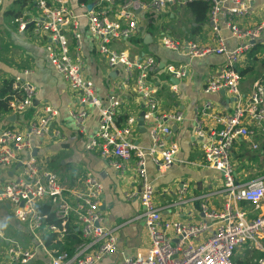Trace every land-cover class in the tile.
Returning <instances> with one entry per match:
<instances>
[{"label": "built area", "instance_id": "obj_1", "mask_svg": "<svg viewBox=\"0 0 264 264\" xmlns=\"http://www.w3.org/2000/svg\"><path fill=\"white\" fill-rule=\"evenodd\" d=\"M202 1L211 4L209 22L216 33L217 43L202 46L163 35L161 44L191 60L212 54L226 59L227 65L210 76L203 90L206 95L223 91L237 99L232 113L219 116L222 128L202 146L206 164L223 173L224 177L226 204L223 211H208L207 204H202L203 213L212 222L163 217L155 185L148 176L147 164L150 160L159 174L167 172L174 165L180 146L171 139L173 130L169 123L182 122L184 115L180 111L157 114L155 86L150 79L158 65L155 58L133 55L129 49L113 48L114 43L128 40L137 32L139 21L135 9L165 12L177 0H125L119 2L116 9H113L116 0H97L102 7H94L84 13L99 55L111 69L121 73L116 88H131L145 105L144 121L151 122L152 144L149 148L139 146L132 139L137 127L136 116H129L124 122L118 123L122 100L117 89L110 91L106 99L102 100L95 83L87 76L86 64L81 56L80 15L66 0H33L37 15L14 20L18 32L23 33L32 26L36 35L49 39L47 58L68 83L81 106L70 110L78 134L87 133L89 111L97 110L98 127L88 137L86 150L108 161L118 172L123 173L130 162L134 163L139 188L126 191L125 198L127 201H138L140 213L136 219L145 223L149 246L138 249L133 256L118 264H235L234 256L240 247L247 242L257 244L264 239V178L237 185L231 163V150L238 138H253V125L264 131V73L253 84L249 97L240 100L241 75L236 69L256 41L264 35V24L245 28L238 22L251 13L253 0ZM2 4L3 0H0V11ZM220 23L235 38L237 46L234 49L227 48L220 34ZM69 35L75 42V56L72 54ZM170 72L176 77L185 75V70L170 68ZM31 73L29 68H25L14 77L8 114L21 115L34 106L38 89L29 80ZM38 115L31 120L27 132L22 133L17 128L4 127V114H0V168L18 164L21 168L19 174L0 187V208L7 202L16 219L26 226L34 242L31 249H26L16 240L5 238L7 246L1 248L0 255L9 259L4 264H28L35 260L40 250L47 255L50 264H104L106 256L119 250L116 235L119 227L106 226L101 209L104 185L93 173L87 172L80 178L78 185L69 186L66 180H62L58 173L47 166L44 159L33 155L32 139H44L50 135L52 122L58 112L50 105H43ZM194 124L195 136L204 138L206 132L203 121L197 117ZM53 137H60L58 130ZM187 190L188 184L181 183L177 193L180 201L178 205L182 207ZM242 201L252 204L255 217L249 218L246 211L233 208L235 202ZM44 204L51 207L59 225H44L46 216L40 211ZM70 228L80 239L73 252H60L47 246V236L53 238L54 244L64 243ZM258 264H264V257Z\"/></svg>", "mask_w": 264, "mask_h": 264}, {"label": "crops", "instance_id": "obj_2", "mask_svg": "<svg viewBox=\"0 0 264 264\" xmlns=\"http://www.w3.org/2000/svg\"><path fill=\"white\" fill-rule=\"evenodd\" d=\"M66 1L80 15L81 56L86 64L87 76L95 83L100 98L105 100L106 95L115 90L117 83L120 82L121 73L111 69L98 53L96 40L91 36L87 19L84 17L86 10H89L88 6L79 5L77 0ZM116 1L113 9L121 3L120 0ZM185 1L187 0H177V3L170 4L165 12L135 9L139 21L137 32L128 40L114 43L113 48L129 49L133 55L155 58L158 65L151 73L150 79L155 86L157 114L180 111L184 115L182 122L169 123L173 130L171 139L180 146L174 165L167 172L159 174L150 160L147 164L148 176L155 185L157 202L162 209L163 217L192 222L208 220L212 222L213 220L208 219L203 213L202 204H207L208 211H223L226 204L223 193L224 177L221 172L206 164L202 146L222 128L218 121L219 116L232 113L237 99L223 92L206 95L203 91L210 76L217 74L227 65L223 56L212 54L191 60L165 49L161 44L163 35L202 46L217 43L216 33L209 22V13L208 20L199 24L188 6L191 2L181 4ZM93 4L95 9L102 7L97 0ZM36 15L33 0H3L0 11V40L5 41V46L1 47V50L2 56L9 59L0 60V69L5 73L0 83V93L3 91L5 79L13 80L20 71L29 68L32 71L29 80L37 87L38 96L34 106L24 114H4L2 124L4 127L17 128L25 133L31 120L39 116L38 112L43 105H50L57 110L58 116L52 122L50 135L44 139H32L33 155L44 159L47 166L58 173L62 180H66L69 186L78 185L80 178L87 172L93 173L103 183L101 209L105 215V225L111 228L119 227L116 235L123 261L133 256L138 249L149 246L145 223L136 219L140 213L139 203L127 201L125 198L126 191L139 188L134 163L130 162L123 173L118 172L108 161L86 150L88 137L97 130L99 114L96 109H91L87 120V133L78 134L70 110L81 106L68 83L47 58L46 46L49 39L36 35L32 26L23 33L18 32V25L14 23L18 17L34 18ZM111 18L115 19L113 16ZM238 22L245 28L264 24V0H253L251 13ZM219 27L227 48L234 49L237 42L231 36V32L222 23ZM69 39L72 54L75 56V42L71 35ZM170 68L185 70V75L176 77L170 72ZM236 69L241 75L239 99L245 100L249 97L255 81L264 73V35L256 41ZM117 93L122 100L118 123L124 122L129 116H136L137 127L132 139L139 146L149 148L152 144L151 122L147 120L144 126L138 125L140 114L146 110L143 101L131 88L117 89ZM197 117L204 123L206 132L204 138L195 136L194 123ZM251 127L254 128L255 136L251 139L238 138L231 150V163L237 185H246L264 178V131L254 125ZM56 130L60 133L59 138L53 137ZM20 172L19 164L9 168L1 167L0 187ZM181 183L188 184L182 202L183 207L178 205L180 201L177 192ZM233 208L246 211L249 218L255 217L250 203L235 202ZM14 220L17 219L11 206L7 202L3 203L0 208V251L2 247L7 246L5 238L16 240L26 249L34 246L26 226L20 223L22 226L18 227L14 225ZM133 240L137 243L133 253L129 254L127 250L121 249L127 248L129 242ZM236 253L235 256L238 258L234 256V260L242 264H256L264 257V239L259 240L257 244L247 242ZM260 253L263 254L262 258ZM0 259V264L9 260L4 255H0ZM28 264H50V260L40 250L35 260Z\"/></svg>", "mask_w": 264, "mask_h": 264}, {"label": "trees", "instance_id": "obj_3", "mask_svg": "<svg viewBox=\"0 0 264 264\" xmlns=\"http://www.w3.org/2000/svg\"><path fill=\"white\" fill-rule=\"evenodd\" d=\"M79 5L88 6L90 4H93L96 2V0H77ZM125 0H120V2H123ZM188 6L191 9V12L195 16V21L199 24L205 23L208 20V13L210 12L211 4L206 1L202 0H195L191 3H188ZM12 79H5L3 82V91L0 93V114H6L9 112V95L12 90ZM40 211L43 215L46 216V219L44 220V225L48 224H56L59 225V222L54 218L53 212L51 211V207L48 204H44L41 206ZM75 231L73 228H70L69 235L66 237L64 243H57L54 244L53 238L50 236L46 239V244L49 248H55L58 249L60 252L67 251L72 252L73 245L78 243L80 241L77 234L74 233ZM260 258L263 257V254L260 253ZM235 264H242L236 260H234ZM258 264V261L257 263Z\"/></svg>", "mask_w": 264, "mask_h": 264}, {"label": "rangeland", "instance_id": "obj_4", "mask_svg": "<svg viewBox=\"0 0 264 264\" xmlns=\"http://www.w3.org/2000/svg\"><path fill=\"white\" fill-rule=\"evenodd\" d=\"M4 46H5V41H4V40H0V60H1V61H2V59H3V60H4V59H9L8 57H3V56H2V52H3V51L1 50V47L4 48ZM164 48H165V47H164ZM164 48L162 47V50H163V51H164ZM165 49H166V48H165ZM167 50H168V49H167ZM170 51H171V50H170ZM21 68H22V67H21ZM21 68H20V69H21ZM17 70H19V68H18ZM4 74H5V73H3V72L1 71V69H0V83L2 82V77H3ZM35 142H36V141H35ZM54 165H55V164H52V166H54ZM59 172H60V170H59ZM21 224H22V223H21ZM21 224H20L19 221L14 220V225L20 227V226H22ZM136 245H137L136 241L133 240L132 242H129V245H128L127 248H121V249L127 250V253L131 254V253L134 252ZM122 251H123V250H122ZM236 254H237V253H236ZM123 255H125V254L123 253ZM235 258H238V256L236 255ZM122 259H123V256L121 255V251L118 250V252L114 253L113 255H110V257H109V256H106V259H105V261H104V264H118V263L121 262Z\"/></svg>", "mask_w": 264, "mask_h": 264}, {"label": "water", "instance_id": "obj_5", "mask_svg": "<svg viewBox=\"0 0 264 264\" xmlns=\"http://www.w3.org/2000/svg\"><path fill=\"white\" fill-rule=\"evenodd\" d=\"M94 7H95V4H90V5H88L87 8L89 10H92ZM223 93H225V92H223ZM144 124H145V121H144V112H143V113L140 114V117L138 118V125L141 127V126H144ZM37 208H39V206H37Z\"/></svg>", "mask_w": 264, "mask_h": 264}]
</instances>
